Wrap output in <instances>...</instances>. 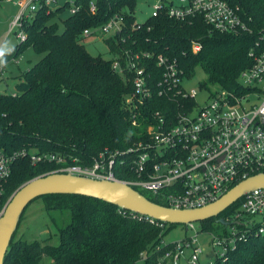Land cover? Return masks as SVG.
I'll return each instance as SVG.
<instances>
[{
    "label": "trees",
    "instance_id": "1",
    "mask_svg": "<svg viewBox=\"0 0 264 264\" xmlns=\"http://www.w3.org/2000/svg\"><path fill=\"white\" fill-rule=\"evenodd\" d=\"M90 1L75 0L80 10L62 21L60 16L70 8L67 3L62 8L37 11L24 22V41L0 55L2 70L26 49L43 56L17 76L14 93H0V149L4 152L27 149L57 153L69 163L75 160L82 166L90 165L104 150L126 151L142 139L141 127L132 125L123 103L132 91L131 81L111 70V60L90 55L80 37L84 30L106 24L115 14L123 16L124 27L115 39L104 40L110 54L150 52V67L158 75L155 63L160 55L175 60L185 78L199 67L206 74L200 87L209 92L215 86L216 91L242 93L238 79L251 66L249 50L264 51V0H226L250 27V34L241 35L216 32L200 17L177 21L160 14L137 24V0H96L97 10L92 15ZM192 41L201 44L196 54L191 52ZM147 105L139 111L145 119L155 111L173 112L177 107L175 101L159 98L155 92ZM57 168L54 163L32 165L28 158H18L11 166L10 177L2 184L0 213L22 184ZM114 168L119 181L137 179L132 164L117 163ZM133 188L146 199L166 205L162 199L147 197ZM37 199L44 202L47 213H69L70 221L57 229L59 244L16 240L14 233L3 264H41L45 257L51 264H157L172 248V243L163 246V239L179 226L165 223L160 228L138 221L117 206L85 196L50 194L34 200ZM240 203L241 200L235 202L218 217L197 223V232L227 235V227L220 219L229 220ZM213 264H264V234L246 235L245 240L235 243L234 249L216 256Z\"/></svg>",
    "mask_w": 264,
    "mask_h": 264
},
{
    "label": "built area",
    "instance_id": "2",
    "mask_svg": "<svg viewBox=\"0 0 264 264\" xmlns=\"http://www.w3.org/2000/svg\"><path fill=\"white\" fill-rule=\"evenodd\" d=\"M19 12L9 21L6 37L14 35L24 41V22L37 11L53 9L59 0H11ZM75 0H66L69 16H74L81 6ZM96 0L89 2V12L97 10ZM124 14V13H122ZM165 14L177 21H190L200 17L206 25L221 34H250L248 23L238 15L226 0H156L149 18ZM123 16L115 14L106 24L86 29L80 37L104 35L115 39L123 30ZM137 23V22H136ZM138 24V23H137ZM139 28V26H138ZM201 50L199 41H192L191 52ZM251 66L242 71L238 83L240 94L225 91L200 90L206 93V101L199 106L196 90H187L182 85L184 72L175 60L160 55L156 58V70L150 67L153 54L150 52L121 51L113 55L111 70L131 81L132 91L124 97L125 109L130 113L132 125L141 127L142 139L126 151L104 150L90 165L71 163L60 154L42 153L20 149L6 153L0 149V196L2 184L11 175V166L18 158H28L31 164L54 163L57 170L50 173L71 174L92 180L119 181L115 178V165L134 167L136 180L123 182L140 191L162 199L166 207L197 209L213 204L231 188L246 178L264 173V51L249 50ZM13 61V60H12ZM0 68V81L3 71ZM159 98L175 101V111L153 112L143 118L139 111L147 107L153 93ZM141 118V123L138 119ZM134 154L132 160L131 157ZM122 182V181H119ZM234 214L226 222L231 226L227 235L213 236V246L221 247L223 256L235 243L246 235L264 234V188L246 192ZM238 200V201H240ZM128 212V211H127ZM252 215L258 218V230L244 225L243 218ZM128 216L163 228L164 223L151 217L128 212ZM242 225V230L235 229ZM196 231V224L184 226ZM196 236L182 238L172 243V248L157 261V264H199L202 253ZM165 244H163L164 246ZM145 255L143 256L144 259Z\"/></svg>",
    "mask_w": 264,
    "mask_h": 264
},
{
    "label": "rangeland",
    "instance_id": "3",
    "mask_svg": "<svg viewBox=\"0 0 264 264\" xmlns=\"http://www.w3.org/2000/svg\"><path fill=\"white\" fill-rule=\"evenodd\" d=\"M18 1V0H16ZM66 0H59L56 5H53V9L62 8L65 5ZM156 0H137L136 8L134 12L135 21L138 24H143L146 19H148L152 13V6ZM19 12V8L14 5L11 0H2L0 2V52L5 53L19 41L12 34L6 37L9 27V21ZM67 16H69V10L66 9L65 12L60 16L62 21ZM106 37L104 35H90L82 38V44L85 46L86 51L92 56H101L104 60H112L113 55L108 52V47L104 42ZM42 55H38L33 52V50L26 49L18 56L17 59L9 62L5 66L3 71V79L0 81V93L11 94L15 92L14 86L18 81L17 76L21 72L28 70L32 65L42 59ZM206 80V74L204 71L197 67L191 77L184 78L182 85L187 90H196L197 96L196 101L199 106L206 101V93L200 90V83ZM210 89L216 91V87L212 86ZM146 196H154L151 193H146ZM44 202L37 199L30 204L22 216V220L15 232V239L19 238L27 242H43L49 246H57L59 244V235L57 234V229L59 227L65 226L69 221L68 212H55L47 213L44 208ZM244 225L246 226H256L260 225L257 217L252 215H246L243 218ZM197 226V225H196ZM199 226H197L196 231L185 230L184 226H177L173 228L163 239V244L175 243L181 241L182 238L196 236L197 245L201 247L202 253L199 255V264H213L216 256H219L223 250L221 247L213 246V236L211 233H198ZM231 226L227 227V231L230 232ZM242 230V228H235ZM49 258H43L41 264H51ZM184 264V263H183Z\"/></svg>",
    "mask_w": 264,
    "mask_h": 264
},
{
    "label": "water",
    "instance_id": "4",
    "mask_svg": "<svg viewBox=\"0 0 264 264\" xmlns=\"http://www.w3.org/2000/svg\"><path fill=\"white\" fill-rule=\"evenodd\" d=\"M261 188H264V173L246 178L213 204L197 209L175 210L146 199L132 186L119 181H97L68 173H50L36 177L22 184L10 196L0 213V264H3L6 250L19 226L21 215L34 199L42 196L50 194L85 196L117 206L124 211L149 216L164 224L187 226L218 217L246 192ZM220 223L225 227L229 226L223 219H220Z\"/></svg>",
    "mask_w": 264,
    "mask_h": 264
},
{
    "label": "clouds",
    "instance_id": "5",
    "mask_svg": "<svg viewBox=\"0 0 264 264\" xmlns=\"http://www.w3.org/2000/svg\"><path fill=\"white\" fill-rule=\"evenodd\" d=\"M0 55H3V53H2V52H0Z\"/></svg>",
    "mask_w": 264,
    "mask_h": 264
}]
</instances>
